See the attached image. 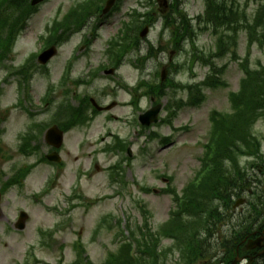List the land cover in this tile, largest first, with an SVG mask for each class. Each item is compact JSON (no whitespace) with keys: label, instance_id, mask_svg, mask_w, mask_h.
I'll return each instance as SVG.
<instances>
[{"label":"rangeland","instance_id":"obj_1","mask_svg":"<svg viewBox=\"0 0 264 264\" xmlns=\"http://www.w3.org/2000/svg\"><path fill=\"white\" fill-rule=\"evenodd\" d=\"M152 2L153 7L145 3ZM158 0H123L121 10L109 18L97 30H93L96 21L92 20L88 27L82 32L74 35L60 49L58 55L52 60L47 69H39L38 74L26 88L20 76L14 74L22 65L26 64L30 56L39 54L44 49L41 37L46 34V26L51 24L56 17H61L73 7L81 4V0H47L38 12L26 24L24 31L17 38L14 52L3 62L0 67V147L5 151V158L0 159V171H4L7 177L12 167L34 166L31 174L27 177L23 187H12L0 198V264H32V258L40 261L38 264H71L77 259L76 244L80 241L86 250V255L93 264H102L108 254L115 253L124 237L121 227L130 225L137 230L143 226L145 218L143 210H146L150 218V224L154 230L166 222L169 212L174 208V202L170 195L161 192L160 195L152 193L153 189H162L166 186L162 178L170 179V188L181 192L189 181L192 180L200 167V157L203 155V146L208 141L211 129L209 116L212 111L229 113L231 105L229 96L239 90L240 83L244 77L242 65L249 59L248 66L251 70L259 64L264 65V47L255 45L247 55V34L240 33L237 36V47L232 50L236 53V60L230 56H220L215 62L219 67H226L223 80L227 86L220 89H206V102L198 108L185 107L177 116L166 124L170 113L162 112L160 123L152 126L146 131L137 128V135H131L130 128L134 126V116L129 108H118L113 113L122 116L119 121L108 122L106 116H98L88 127L77 128L67 135L65 146L61 153L65 161V170L61 177H56L57 169L54 166L36 163L41 154L48 152L43 148L38 156L25 158L18 153L19 136L24 134L31 125V115H35L36 122L49 123L55 119L56 108L64 101L59 90V83L65 74L66 68L79 52L83 44V37L89 38L90 44L87 50L80 54V58L74 62L73 76L76 80L84 78L89 80V71H95L98 66L108 64L106 51L108 43L118 37L124 23H129L130 14L133 10L144 14L155 10V18L162 19ZM171 1V0H168ZM183 12L191 20L203 15L205 11V0H180ZM241 10L246 9L248 17L252 15L264 2V0H237ZM162 3V1H161ZM163 4V3H162ZM158 13V14H157ZM158 15V16H157ZM173 19V18H172ZM251 20L252 17L247 18ZM161 21L151 28L148 38L141 42L138 50L134 51L123 62L120 71L121 81L129 88H134L135 83L144 80L148 83H159L163 66L172 57V64L178 66L177 72L168 75L174 79L175 85L201 83L209 74V69L201 65V61H207L208 57L214 58L216 49L215 39L207 32H200L192 22L190 36L197 35V47L206 56L202 58L201 52L192 55V47L188 42L181 43L180 50L175 52L171 40L172 29L162 30ZM97 35H93V33ZM153 48L155 57L144 63L143 71L133 68L134 62L147 54ZM158 50V51H156ZM164 51L159 54V52ZM216 52V51H215ZM192 56V58H191ZM195 58V59H193ZM38 61L36 59V65ZM46 72V73H45ZM113 79L100 75L92 86L76 88L69 85L68 88L79 96L71 98L74 106L78 105V98L90 95L103 104H109L114 97H103V90L116 89ZM196 85V84H194ZM50 87L55 88L51 93V103L45 107V98ZM187 90V89H186ZM186 90L173 88L171 85L167 95L162 99L163 104L172 102L174 98L186 101L188 99ZM129 92V91H127ZM129 96L119 93L117 101H128ZM22 102V103H21ZM148 99L142 100V112L150 108ZM135 124V123H134ZM112 132L131 142L133 158L123 160L122 154H105L104 144L101 138ZM140 133V134H139ZM139 134V135H138ZM153 134L159 135L150 140ZM262 143L264 152V120L259 121L254 128ZM170 138L173 145L162 149L161 138ZM171 145V144H169ZM46 147V146H45ZM245 164V160H242ZM118 163L122 164L123 183L114 182L111 179L110 168ZM99 166V171L95 169ZM246 166V165H245ZM56 178L50 191L46 194L48 181ZM263 181V180H262ZM261 186V184L259 185ZM250 191L251 187L247 188ZM148 190V191H147ZM78 192L82 198H75ZM264 199H262L263 201ZM121 207V208H120ZM247 206L237 210L235 215L247 214ZM24 211L29 218L26 229L19 232L15 229L19 213ZM124 212V218L122 213ZM107 218L103 221V218ZM123 219L126 222H119ZM236 219L224 225L222 233L229 235L230 229ZM121 228V229H120ZM43 231V235L41 234ZM218 238V236H217ZM221 241V238H218ZM76 245V246H75ZM164 247L170 246V241L163 243ZM218 248L216 247V251ZM180 255L177 253L168 256V264H179ZM165 261L167 259L164 257Z\"/></svg>","mask_w":264,"mask_h":264},{"label":"trees","instance_id":"obj_2","mask_svg":"<svg viewBox=\"0 0 264 264\" xmlns=\"http://www.w3.org/2000/svg\"><path fill=\"white\" fill-rule=\"evenodd\" d=\"M29 2L30 0H0V60L6 57V54L12 49L15 37L20 32L21 22L30 16ZM215 6L208 20L214 19L217 24L215 29L221 33L217 42L220 55L226 54L231 45L236 46V37L241 30L248 32V44L251 48L255 39L258 40L257 34L264 31V6L261 7L252 22H248L246 14H241L238 8L234 6L229 8L225 0ZM13 19L15 20L12 24ZM179 24L178 31L174 34L175 42L180 41L184 37V33L189 30L186 19H182ZM79 25L68 27L65 32H71ZM232 25L236 26L232 27ZM219 26L224 27L225 30ZM228 32L233 33V37L231 34L227 35ZM206 84L212 87L225 85L216 77L207 80ZM231 103L232 113L214 114L212 117L214 123L212 146L207 148L210 165L206 168L199 190L193 192V188H188L187 192L189 191L190 194L186 192V199L188 198L189 203L186 205L185 213L202 216L206 226L215 225L220 217L218 211L220 206L214 205L215 200L221 201L222 207L229 208L232 195H239L248 187V176L237 166L238 158L244 155L257 157L259 160L262 158L260 140L254 134L253 128L258 121L264 120V67L255 71L247 70L246 77L241 82L240 91L231 95ZM226 160H229L232 172L227 169ZM261 162L262 159L259 163L264 166V161ZM253 166L255 165L253 164ZM233 174L237 179L233 177ZM204 213H207L206 217L203 216ZM195 224L194 221L185 222L179 217V220L170 221L165 226L162 235L175 238L183 230V226L191 227ZM195 234L194 231L192 236ZM246 234V229L240 230L237 234L239 241ZM146 237L147 235L143 237L144 257L146 254L149 256L152 254L151 248L148 247L150 240H147ZM129 249L130 246L123 247L116 255H111L105 264H134L129 257ZM200 250L201 248H197V246L186 248V256L189 260H196L203 254H200ZM226 250L227 264H229L234 258L235 245L233 247L229 245ZM139 263L148 264L145 259L139 260ZM154 264L157 262L155 261Z\"/></svg>","mask_w":264,"mask_h":264},{"label":"water","instance_id":"obj_3","mask_svg":"<svg viewBox=\"0 0 264 264\" xmlns=\"http://www.w3.org/2000/svg\"><path fill=\"white\" fill-rule=\"evenodd\" d=\"M44 0H33L32 2V5L33 6H36L38 4H40L41 2H43ZM116 2V0H110L107 4V8L106 10L104 11V13L106 14L107 12H109V10L112 8V6L114 5V3ZM54 55V51L53 50H50L47 54H45L44 56H42L41 58V61H42V64L46 63L52 56ZM157 114H158V111H155V113L153 114L152 117H150V114H147L143 117V124L144 125H150L151 123L153 122H156L157 121ZM49 135L51 137V140L49 138V141L52 142L55 146L59 147L60 144H61V135L57 134L56 131H50L49 132ZM50 160L54 161L57 159L56 158H49ZM27 219V216L25 214H22L21 215V218H20V221L17 225V228L19 230H23L25 228V225H24V222L25 220ZM264 242V237L263 238H260V239H257L255 241H249L248 242V246L247 248L252 250V249H255L257 247H261L262 246V243ZM237 262L233 263V264H236Z\"/></svg>","mask_w":264,"mask_h":264},{"label":"flooded vegetation","instance_id":"obj_4","mask_svg":"<svg viewBox=\"0 0 264 264\" xmlns=\"http://www.w3.org/2000/svg\"><path fill=\"white\" fill-rule=\"evenodd\" d=\"M115 104V107H120L119 106V104H117V103H114ZM85 110L87 109V105H86V108H84ZM116 109V108H115ZM109 114V113H108ZM111 118H113V119H116V118H114L111 114L109 115Z\"/></svg>","mask_w":264,"mask_h":264}]
</instances>
